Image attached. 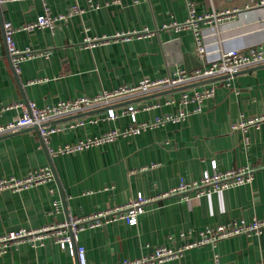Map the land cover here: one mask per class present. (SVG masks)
I'll return each instance as SVG.
<instances>
[{
	"label": "crops",
	"instance_id": "1",
	"mask_svg": "<svg viewBox=\"0 0 264 264\" xmlns=\"http://www.w3.org/2000/svg\"><path fill=\"white\" fill-rule=\"evenodd\" d=\"M255 0H190L197 15L230 10L218 22L202 21L198 30L207 59L221 51L243 50L264 45V6ZM98 9L87 8L86 0H45L53 15L65 14L73 6L83 9L53 29L20 30L43 13L40 0L0 3V110L19 102L37 107L94 97L102 90L158 79L177 68L198 66L191 30L174 31L164 25L184 22L185 0H94ZM16 31L19 50L48 52L22 61L19 71L11 65L3 37V24ZM147 29L150 37L117 40L83 46L84 39L110 37L116 33ZM178 40L181 62L169 64L163 44ZM213 83L214 95L201 111L190 113L181 123H168L139 135L120 137L114 142L81 152L51 157L49 149L74 144L111 129H124L127 116L102 119L97 109L64 119L66 124L86 122L63 133L53 134L48 147L40 144L35 128L0 137V178H17L48 167L53 180L21 191H0V234L18 229L35 230L56 225L69 217H83L133 200L137 194L153 197L174 188L179 179L197 180L203 171L219 172L247 167L253 171L249 183L205 196L180 200L178 197L153 202L145 207L135 225L114 221L84 229L77 243L85 248L88 264H116L123 259L147 256L156 247L178 248L194 241L198 232L234 220L264 219V122L246 132L232 130L240 118L264 115V65L230 78L196 84V89ZM178 95L180 90L172 92ZM167 94L147 96L131 102L140 107L163 103ZM123 105L115 107L119 111ZM194 104L188 106L192 110ZM176 112V105L139 111L138 121ZM21 114L19 109L0 111V123ZM56 203V206L54 205ZM184 234V235H183ZM264 264V231L222 239L215 246L185 250L178 258L158 264ZM0 264H77L52 237L42 245L22 243L0 256Z\"/></svg>",
	"mask_w": 264,
	"mask_h": 264
},
{
	"label": "built area",
	"instance_id": "2",
	"mask_svg": "<svg viewBox=\"0 0 264 264\" xmlns=\"http://www.w3.org/2000/svg\"><path fill=\"white\" fill-rule=\"evenodd\" d=\"M20 1V0H0V3ZM43 3V13L36 17L32 22L21 26L20 30L31 32L35 29H53L59 22H66L71 16L81 14L83 9L73 6L65 14L53 15L49 12L45 0ZM188 8L187 18L184 22H172L164 25V29L174 31L191 30L195 42V56L198 66L192 70L177 68L158 79L145 78L132 85H121L111 90H102L94 97L88 98L79 96L72 100L59 101L52 105L37 107L33 102H19L2 108L0 111L19 109L21 114L14 117L11 121L0 123V137L18 133L22 130L35 128L40 139V144L48 147L51 135L63 133L76 127L83 126L86 122L94 123L98 120H116L121 116H127L130 124L124 129H111L101 135L86 137L74 144H64L55 149H49L51 157L67 155L81 152L93 147L103 146L114 142L120 137H130L139 135L146 130L162 127L168 123H181L191 113L201 111V106L206 99L214 95L215 85L213 83L196 89L194 86L199 83L209 82L219 78H230L235 74L254 69L264 65V45L251 46L243 50L230 49L221 51L214 59H207V51L203 43L198 24L202 21L218 22L231 15L230 10L212 12L209 14L197 15L195 8L190 0H185ZM87 8L98 9L99 5L94 0H86ZM253 6H264V0H255ZM10 23L3 24L4 44L15 72H18L19 64L27 59L47 56L48 52L32 51L30 49L19 50L16 47L14 35L16 31ZM153 32L147 29L131 30L116 33L113 36L101 38L84 39L85 48H93L108 41L123 40L128 41L132 38L142 39L150 37ZM180 90L178 95L172 92ZM167 94L163 103H145L140 107L131 104L133 100L145 98L147 96ZM194 104L190 111L188 106ZM123 105L117 111L115 107ZM162 105H176V112L165 113L156 116L151 121H138L137 113L150 109H156ZM97 109H105V117L100 119L92 118L84 121L76 119L66 124L58 122L82 113H88ZM264 122V115L248 117L242 116L238 122L232 124V130L246 132L248 128H258ZM253 177V171L247 167L231 169L223 172L215 170L203 171L197 180L186 181L179 179L176 186L163 194L153 197H144L137 194L136 197L126 204L116 206L108 210L97 211L83 217H69L67 220L56 225L46 226L40 229L27 230L18 229L5 234H0V256L7 253L22 243L31 245H42L45 238L52 237L54 242L61 250L69 252L77 264H88L85 248L77 243L78 234L84 229L99 227L114 221H124L132 226L137 223V218L144 213L145 207L153 202L178 197L180 200H189L192 196L199 197L215 192H221L236 186L249 183ZM53 180V174L48 167L28 172L25 176L17 178H0V191H21L33 186H37ZM56 206V203H54ZM264 231V219L245 222L244 220H234L227 224L218 225L213 228H205L198 232V237L194 241H188L178 248L167 246L156 247L147 256L135 259H123L116 264H158L178 258L185 250L210 245L215 246L222 239L230 238L240 234L246 236L258 235ZM184 235V234H183ZM213 264H221L217 255L213 257ZM263 264V263H261Z\"/></svg>",
	"mask_w": 264,
	"mask_h": 264
},
{
	"label": "water",
	"instance_id": "3",
	"mask_svg": "<svg viewBox=\"0 0 264 264\" xmlns=\"http://www.w3.org/2000/svg\"><path fill=\"white\" fill-rule=\"evenodd\" d=\"M163 49L169 64H178L181 62V48L178 40H171L163 44Z\"/></svg>",
	"mask_w": 264,
	"mask_h": 264
}]
</instances>
